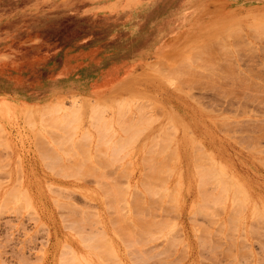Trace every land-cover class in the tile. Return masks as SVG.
Listing matches in <instances>:
<instances>
[{
    "label": "rangeland",
    "instance_id": "obj_1",
    "mask_svg": "<svg viewBox=\"0 0 264 264\" xmlns=\"http://www.w3.org/2000/svg\"><path fill=\"white\" fill-rule=\"evenodd\" d=\"M0 264H264V0H0Z\"/></svg>",
    "mask_w": 264,
    "mask_h": 264
},
{
    "label": "bare ground",
    "instance_id": "obj_2",
    "mask_svg": "<svg viewBox=\"0 0 264 264\" xmlns=\"http://www.w3.org/2000/svg\"><path fill=\"white\" fill-rule=\"evenodd\" d=\"M158 62H159V61H158ZM178 66H179V65H178ZM170 68H171V67H170ZM182 68H184V66H182ZM182 68H181V69H182ZM183 70H184V72H185L186 68L183 69ZM187 71H188V70H187ZM135 72H136V71H135ZM181 72H182V70H181ZM141 73H142V72H141ZM185 73H186V72H185ZM185 73H184V74H185ZM128 74H130V73H126V75H125V78H126V79H125V78H122V76L119 77V81H120V82H121L123 79H125V80L122 81V82H124V83H121V85H119V86H117V87H122L124 84H126L125 82L127 81V77L130 78V77H129L130 75H128ZM131 75H132V74H131ZM133 76L137 77V74H136V75L133 74L131 77H133ZM116 82H117V81H115L114 83H111V84L108 85V86H110L109 88L114 87V88H112V91H114V92H115V90H116V88H117V87H115ZM117 83H119V82H117ZM113 101H114V100H113ZM114 102H115V101H114ZM2 104H3V103H2ZM128 105H129V104H128ZM111 107H112V106H111ZM114 107H115V106H114ZM20 109H21V108H20ZM74 110H75V111H74ZM74 110H73V112H77V113H78L79 111H80V112H84V111H85V110L80 109V108H78V107L75 108ZM62 111H63V110H62ZM66 111H69V110H66ZM63 112H64V111H63ZM64 113H65V112H64ZM70 113H71V115H72V112H70ZM65 114H66V116H67L68 113H65ZM65 114H64V116H65ZM69 115H70V114H69ZM71 115H70V116H71ZM77 115H78V114H77ZM79 116H81V115H79ZM111 117H112V116H111ZM111 117H110V118H111ZM67 118H68V117H67ZM69 118H70V117H69ZM71 118H72V116H71ZM71 118H70V120H72ZM100 119H106V118L104 117V118H100ZM107 119H109V118H107ZM111 120H112V118H111ZM111 120L109 119L110 123H111ZM100 121H101V120H100ZM105 121H107V120H104V121H103V124H104ZM77 122H78V121H77ZM107 122H108V121H107ZM66 123H69L68 120H67ZM66 123H65V124H66ZM110 123H109V124H110ZM71 124H72V127H74V126L76 127V124H74V126H73V123H71ZM71 124L69 123L68 125H71ZM106 124H108V123H105V125H106ZM78 129H79V128H78ZM79 139H80V138H79ZM134 140H135V139H133L132 143H130V144H133ZM64 141H67V140H64ZM163 141H164V140H163ZM71 142H72V141H71ZM77 142H78V140H77ZM95 142H96V141H95ZM113 142H114V141H113ZM117 142H118V141H117ZM161 142H162V141H161ZM98 143H99V142H98ZM98 143H97V144H98ZM166 143H167V142H166ZM166 143H165V144H166ZM73 144H74V143H73ZM78 144H79V143H78ZM81 144H82V142H81ZM127 144H128V143H127ZM124 146H125V145H124ZM129 146H131V145H129ZM125 147L127 148L128 146H125ZM122 148H123V147H122Z\"/></svg>",
    "mask_w": 264,
    "mask_h": 264
}]
</instances>
